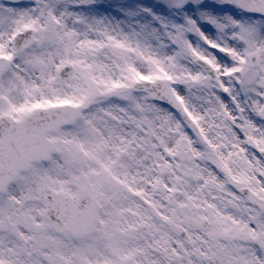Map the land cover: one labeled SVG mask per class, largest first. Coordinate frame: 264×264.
Instances as JSON below:
<instances>
[{"label":"snow or ice","instance_id":"6c2138e0","mask_svg":"<svg viewBox=\"0 0 264 264\" xmlns=\"http://www.w3.org/2000/svg\"><path fill=\"white\" fill-rule=\"evenodd\" d=\"M0 264H264V0H0Z\"/></svg>","mask_w":264,"mask_h":264}]
</instances>
